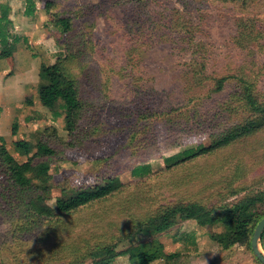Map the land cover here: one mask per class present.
Segmentation results:
<instances>
[{
    "label": "rangeland",
    "instance_id": "obj_1",
    "mask_svg": "<svg viewBox=\"0 0 264 264\" xmlns=\"http://www.w3.org/2000/svg\"><path fill=\"white\" fill-rule=\"evenodd\" d=\"M33 2L27 17L26 0H0L10 9L9 39L18 37L11 56L0 58L2 144L23 168L27 156L16 142L40 140L54 150L42 159L50 166L49 206L101 177L125 186L68 215L34 218L25 205L33 191L18 190L0 172V264H93L90 253L109 245L107 264H198L202 256L208 264H261L247 245L224 249L212 239L219 226L192 220L154 237L163 253H176L170 260L157 249L138 261L117 253L137 241L133 223L161 205L198 201L218 212L264 192V129L194 161L163 163L206 146L245 114L238 79L264 103V0ZM58 17L70 19L65 35L55 28ZM58 59L82 102L73 134L37 99L40 65ZM222 77L224 88L213 92ZM142 163L153 173L136 180L129 171ZM259 248L264 255L260 241Z\"/></svg>",
    "mask_w": 264,
    "mask_h": 264
},
{
    "label": "trees",
    "instance_id": "obj_2",
    "mask_svg": "<svg viewBox=\"0 0 264 264\" xmlns=\"http://www.w3.org/2000/svg\"><path fill=\"white\" fill-rule=\"evenodd\" d=\"M143 1V0H138ZM49 3L44 5L45 8ZM33 0H26L24 16L34 14ZM10 9L8 5H0V58L5 59L12 54V44L18 37L9 39L11 29ZM70 19L58 17L54 25L61 34H67L70 29ZM65 61L56 60L54 63L41 64L37 74V99L41 106L49 109L53 119L63 118L64 130L70 134L76 133L82 116V102L78 95L75 80L67 71ZM227 78L216 79L213 83V92H220L224 88ZM240 86L237 95L241 107L247 115H242L232 126L215 137L206 146L184 149L163 159L165 168L182 165L206 155H210L238 141L245 140L264 129V103L260 102L256 94L246 81L238 79ZM65 97L66 102L60 98ZM16 128V119L12 123V132ZM0 137V172L4 173L7 181L20 191H33V195L26 202V211L34 218L50 219L56 216L68 215L80 208L95 202L107 200L124 190V184L117 176L101 177L87 183L74 185L73 189L63 193L55 199L54 207L47 201L50 197L49 164L42 160L54 154V150L45 142L38 140L35 145L29 141L16 142L17 148L26 154V168L6 150ZM34 152L31 154V152ZM136 180L152 175L149 163L137 164L129 171ZM264 192L248 194L237 202L224 206L218 212L201 204L198 201H179L167 203L156 208L143 219L133 223L131 235L137 236V241H131L128 247L119 251L117 255H125L131 261H138L150 251L159 250L160 257L170 260L176 253H163V246L154 238L165 233L179 222L195 221L200 226H219L222 231L211 233L210 236L221 247L228 249L234 245H247L258 221L264 216ZM264 239L262 232L260 243ZM113 246V245H112ZM112 246H105L90 253L93 264H107L105 253Z\"/></svg>",
    "mask_w": 264,
    "mask_h": 264
},
{
    "label": "water",
    "instance_id": "obj_3",
    "mask_svg": "<svg viewBox=\"0 0 264 264\" xmlns=\"http://www.w3.org/2000/svg\"><path fill=\"white\" fill-rule=\"evenodd\" d=\"M263 230H264V216L256 224L253 230V233H252L251 240H250L251 252L261 264H264V255L260 251L259 241H260Z\"/></svg>",
    "mask_w": 264,
    "mask_h": 264
},
{
    "label": "clouds",
    "instance_id": "obj_4",
    "mask_svg": "<svg viewBox=\"0 0 264 264\" xmlns=\"http://www.w3.org/2000/svg\"><path fill=\"white\" fill-rule=\"evenodd\" d=\"M39 234V233H38ZM32 245V242L30 244V247ZM203 257V256H202ZM200 257L199 261H198V264H208V261L204 258Z\"/></svg>",
    "mask_w": 264,
    "mask_h": 264
}]
</instances>
